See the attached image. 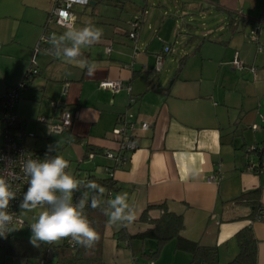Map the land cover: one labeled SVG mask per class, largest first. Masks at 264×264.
<instances>
[{"label": "crops", "instance_id": "1", "mask_svg": "<svg viewBox=\"0 0 264 264\" xmlns=\"http://www.w3.org/2000/svg\"><path fill=\"white\" fill-rule=\"evenodd\" d=\"M127 1L91 0V17L85 16L86 7L73 10L76 27L91 21L103 30L99 43L82 49L80 58L95 64L89 75L87 69L66 63L43 49L36 50L54 0H0V94L16 87L29 67L39 72L21 90L16 105L17 116L25 123L24 132L35 133L34 138L24 137V146L33 152H49V146L34 148L37 133L43 137L51 134L48 126L34 119L50 113V101L63 103L75 113V120L55 145L59 144L58 150L81 148L83 160L92 168L77 166L76 178L82 179L88 171L96 175L98 169L104 178L105 167L111 166V161L102 154L87 159L89 150L115 151L117 145L111 132L120 116L134 123H147L151 129L139 136L138 149L112 173L119 190L111 198L127 192L137 219L120 226L108 223L107 218L102 263L190 264V254L178 251L175 241L166 244L154 261L138 256L141 249H155L151 241L135 242L131 250L117 246L115 234L120 229L125 228L131 236L146 232L152 226L140 222L143 211L149 205H164L169 213L183 218L181 238L216 248L218 264H228L236 257L238 245L234 237L251 225L257 243L256 264H264V223H250V208L238 200L242 194L259 189L264 205V173L254 175L244 170L245 148L264 145V51L258 52L246 35L264 18V0H217L216 5L208 0H179L183 15L198 10L202 12L201 19H210L214 10L224 20L217 27L216 21L208 19L198 40L190 25L183 31L180 28L179 32L186 31L180 47L174 45L178 40L167 27L165 6L162 5L164 13L144 7L133 11L127 6L131 12L126 10L124 15ZM141 1L152 8L162 4L159 0ZM108 3L113 6L105 7ZM226 13L250 24L241 23L232 33L226 28ZM138 15L143 17L138 32L141 52L129 70L126 65L132 60V43L127 34L130 22ZM173 28L178 29L176 23ZM165 44L170 45L171 53L162 71L155 73L154 55ZM106 48L111 50L109 55ZM235 54L256 73L234 71L231 63ZM185 56L188 58L176 77L179 61ZM104 81L130 84V95L137 97L136 103L129 105L125 90L112 93L100 88ZM65 84L68 87L64 96ZM1 130L0 123V145ZM218 165L219 183H208ZM161 215L154 209L148 218L157 220ZM5 258L2 250L0 264Z\"/></svg>", "mask_w": 264, "mask_h": 264}, {"label": "clouds", "instance_id": "2", "mask_svg": "<svg viewBox=\"0 0 264 264\" xmlns=\"http://www.w3.org/2000/svg\"><path fill=\"white\" fill-rule=\"evenodd\" d=\"M87 2V0H85ZM103 30L91 21L85 26L74 24L62 34H52L48 38L49 54L87 69L93 73L94 63L81 59L82 49L91 47L101 41ZM59 144L49 146L48 151H56ZM0 157V160H6ZM70 162L63 156L45 154L44 159H27L23 162L21 172L27 178V190L19 203L25 212L42 209L35 222L30 225V243L38 247L41 242L54 243L70 239L74 243L89 248L99 239V233L92 226L86 214V208H102V213L112 225L125 226L137 219L136 210L129 204L127 192L116 194L113 198L104 199L106 189L93 180L78 179L67 169ZM81 189L84 191L81 192ZM81 192V198L74 200V194ZM16 199L10 180L0 177V237L13 230L10 227L14 215L8 211L10 202ZM106 205L107 207H103Z\"/></svg>", "mask_w": 264, "mask_h": 264}, {"label": "built area", "instance_id": "3", "mask_svg": "<svg viewBox=\"0 0 264 264\" xmlns=\"http://www.w3.org/2000/svg\"><path fill=\"white\" fill-rule=\"evenodd\" d=\"M90 0H54L53 8L48 13L45 24L43 26V32L41 34L36 50L43 49L47 53L49 50L48 38L54 34L49 29L50 26H56L67 30L68 27L73 25L74 22V8L77 6L88 7ZM140 19L135 18L131 22V32L128 37L132 43L133 57L135 58L139 53L138 46V29ZM261 29H264V18L258 21L255 30L249 33L248 40L254 45L258 46V36ZM170 46H164L161 51L154 56V72L159 73L162 71L165 58L170 53ZM258 51H262L258 46ZM110 48L105 49V53L109 55ZM233 69L243 72L249 70L252 74L256 73L255 68H247L241 61L234 58L232 63ZM38 72L34 67H29L24 75L23 80L11 90L0 94V123L2 125V143L0 145V157H6V160H0V177L8 179L12 183V190L16 192V199L10 202L8 211L14 215V220L11 228L12 231L8 232L6 238L12 235L14 232L26 227L27 224L21 218V211L19 203L23 199V195L27 190V178L21 172L23 162L29 158L41 159L35 153L27 150L24 146V137L34 138L32 134H26L24 132V123L19 119L16 113V105L18 103L20 92L25 87L26 83L36 75ZM67 84L62 88V95L67 93ZM99 87L111 91L112 93H119L125 90L129 94V104L136 102V97L130 95V87L121 81H104L99 84ZM48 115H41L37 118V123L46 125L49 128L51 134L61 135L71 130L75 120V113L65 107L63 103L49 102ZM151 129V126L147 123H134L122 116L118 119L117 124L112 130L111 134L116 141L115 151H107L105 154L106 159L111 161V165L114 169L120 168L126 163L137 149V136L142 133H146ZM255 130L256 128L253 127ZM244 157L246 160L244 170L254 175H260L264 173V145H258L247 147L244 150ZM93 155L89 154L88 159H92ZM42 160V159H41ZM220 181V168L219 165L214 173L208 178V183H219ZM81 198V194L78 192L74 194V200ZM64 245L69 249H75L78 244L74 243L70 239H63ZM52 251L48 250L45 257L40 261V264H48L52 258ZM154 264V263H149Z\"/></svg>", "mask_w": 264, "mask_h": 264}, {"label": "trees", "instance_id": "4", "mask_svg": "<svg viewBox=\"0 0 264 264\" xmlns=\"http://www.w3.org/2000/svg\"><path fill=\"white\" fill-rule=\"evenodd\" d=\"M208 1L215 5L217 4V0H208ZM100 3L101 2L97 3V5H99ZM90 6H91V3H90ZM226 14H227L226 28H228L230 32L232 33L237 31L238 26L241 23L250 24L249 21L244 20L236 15H233L230 13H226ZM136 17L140 19V23H139V29H140L142 25L143 17L142 15H138ZM136 17H134L131 22H133ZM139 29H138V32H139ZM130 32H131V27L127 35H129ZM248 35H247V38H248ZM212 42L218 44V42L216 41H212ZM138 46L140 47L139 43H138ZM164 46H169V45L165 44L162 46V48ZM255 46L258 51V46H260L259 39H258V46L257 45ZM48 47L49 48L51 47L50 44L48 45ZM162 48L160 49V51L162 50ZM140 52H141V48H139V53ZM138 55L135 58L133 57V48H132V60L128 65H126V67L129 70L133 69L135 60L137 59ZM235 57H237L238 59L237 54H235L234 58ZM187 58L188 56H185L179 61V66L176 72V77L182 71V68L184 67ZM232 63H231V66H232ZM233 70L237 71L235 69ZM243 72H239V73H243ZM37 74H39V72H37ZM127 85L130 87V84H127ZM136 101H137V97H136ZM134 104H129V105H134ZM121 117L122 116H120L119 118ZM36 122H37V119H36ZM139 136H137V140ZM251 146L257 147L258 145L255 144V145H250L248 147H251ZM89 152L93 156L102 154L105 157V154L107 151L90 149ZM33 153H35L41 159H44L46 153L49 156L56 155V152H33ZM88 155L85 157L88 158ZM114 170L115 169L112 167V165L109 167H105L106 177L104 178L97 177L92 172L88 171L82 179L93 180L96 183L103 186L106 189V192L103 198L108 199L112 197L113 193L119 190V186L116 184V182L113 181L112 173ZM260 197H261V192L258 189L252 192L242 194L238 198V200L242 201L245 205H247L250 208V214L247 217L250 223H254V222L264 223V205L261 204ZM103 207L106 208L107 206L104 205ZM154 209L160 210L162 215L157 220H150L148 218V213ZM86 214L89 220L91 221L92 226L99 233V239L92 247L86 248V247L77 245L75 249H69L68 247L64 245L63 241H62V244L59 246H53L52 243L41 242L39 246L36 247L32 243H30V240H21V239L15 238L13 236L15 233L14 232L9 237L0 238V248L4 251L5 257H6L5 261L2 264H21L20 261L26 264L29 260H32V259L38 260L40 264V261L45 257V254L48 250L52 251L53 254H52L51 260L54 259L55 264H103L102 263V246H103V240H104V230L107 224V217L102 213V208H98L95 210L91 209L90 207L86 208ZM140 222L148 223L149 225L152 226V228L147 230L144 233H140L135 236L129 235L125 228L120 229L115 234L116 243L118 247L124 246V248L131 250L133 249V244L135 242H140L144 244L147 241H151L155 244V249L150 252L148 251L146 252V250L141 249L138 256L139 258H143L148 261H154L159 257L160 252L162 251V249L164 248L166 244H168L171 241H175L176 249L178 251H182V252H186L190 254L191 256L190 264H218V251L216 248L201 246L197 243L186 241L181 238L180 233L184 227L183 218L173 213H169L165 209L164 205L147 206V208L143 211L140 217ZM234 240L236 241L238 245V254L228 264H256L257 263V243L254 238L251 225L241 230L240 232H238L235 235ZM132 257H133V262L137 261V258H135L134 255Z\"/></svg>", "mask_w": 264, "mask_h": 264}, {"label": "rangeland", "instance_id": "5", "mask_svg": "<svg viewBox=\"0 0 264 264\" xmlns=\"http://www.w3.org/2000/svg\"><path fill=\"white\" fill-rule=\"evenodd\" d=\"M158 2L162 3L161 7H158L159 9L157 8V5L154 8L150 7L151 5H147V7H146V2L145 1L128 0L127 1V5H126V7H125V9L123 11V14L126 15L125 11L128 10V9H126L127 6H129V9L133 10V11L136 10V7L137 8L144 7L146 10L147 9H149V10L150 9L159 10L162 13H164L165 10H166L167 11V16L165 17V19L168 20L167 27L168 26L171 27L170 28L171 34H175L174 35V39L178 40L177 41L178 44L177 43H175V44L172 43L176 47H180V45L184 43L183 41L185 40V36H186L185 32L186 31H184V32H182V31L184 29H186V25H190L194 29V32H195L194 34H196L195 39L198 40V39L201 38V36L203 34L201 32V30L203 28L202 27L203 23H207L209 20H211V22H212V20H213V21H216L217 27H219L224 22V20L222 19L223 16L222 15L219 16L217 14V12H215L214 10L211 11L212 14L210 15V19L209 18L201 19L202 12L200 13L198 10L193 11L190 15H183L181 13V10H180L181 9L180 6L182 4H181V1H179V0H159ZM90 3H91V0H90ZM103 5H106V4H103ZM111 5H112L111 3H108V5H106L105 7H110ZM115 5H117V3H115ZM162 5L165 6V8H166L165 10L162 9ZM133 6L135 7L134 9H133ZM202 6H204V4H202ZM52 8H53V6L51 7V9H50V11L48 13L51 12ZM79 8L80 7L77 6V7L74 8V10L75 9L78 10ZM86 10H87V13H86L85 16L86 17H91L90 5L88 7H86ZM130 10H128V11H130ZM201 10L203 11L205 9H201ZM156 13L159 14L158 12H154L153 14H156ZM189 19L190 20L192 19V20L190 21ZM173 23H176V25L178 26V29L177 28L176 29L173 28ZM73 24H74V22H73ZM256 27H257V25L254 26L252 29L250 28L249 30H247L246 31V35H248L250 32L255 30ZM180 28H181L182 31L179 32ZM49 29L51 31H53L55 34L58 33V32L59 33H63L64 31H66L65 29H62V28H59V27H56V26H50ZM189 31H187L188 34H189ZM262 32H264V29L260 30L258 39H259V43H260L261 48L264 49V33H262ZM202 40L203 39H201V41ZM247 40H248V38H247ZM38 43H39V41H38ZM38 43H37V45H38ZM139 48H141V47H139ZM262 51H264V50H262ZM165 60H166V58H165ZM249 68H251V67H249ZM36 119H34V120H36ZM31 125H33V124H31ZM28 131H30V130H28ZM28 131H25L26 134H32L34 136V134H35L34 132L31 133V132H28ZM45 132L48 134L47 131H45ZM37 134H38L37 139L33 140V143L36 142L34 148H37V149H40V148L42 149V148H45L46 146H50V145L54 146L55 142H57L59 138H61V137L63 138L64 137V135H56V134H50V135L48 134V135H46V137H43V136L39 135V133H37ZM28 143H30V142L27 141V144ZM57 154L63 156L65 159H67L70 162V167L66 171H68L72 175H74V173L76 172V167L77 166H80L81 168H84V169L92 168L91 165L87 164V160L86 159L83 160V158H82V150L78 146L64 147L63 149L58 150ZM95 174H96V176H100V177L103 176V174L100 172L99 169L96 170ZM77 178H78V176H77ZM83 191L84 190L81 189V192H83ZM81 192H78V193L81 194ZM20 211L22 213L21 214L22 220L25 221L28 226L23 228V229H20V230L16 231L13 236L15 238L21 239V240H30L31 235H32L30 225L35 222L36 218L39 215V212L42 211V209H36V210H33L32 212H25L24 210H21V209H20ZM62 241H63V239L52 243V245L53 246H59V245L62 244ZM1 252H2V250H0V253ZM20 263L21 264H25L24 262H21V261H20ZM26 264H39V262H38V260H33L32 259V260H29ZM49 264H55L54 259H52ZM107 264H109V263H107Z\"/></svg>", "mask_w": 264, "mask_h": 264}, {"label": "water", "instance_id": "6", "mask_svg": "<svg viewBox=\"0 0 264 264\" xmlns=\"http://www.w3.org/2000/svg\"><path fill=\"white\" fill-rule=\"evenodd\" d=\"M92 4V3H91Z\"/></svg>", "mask_w": 264, "mask_h": 264}]
</instances>
